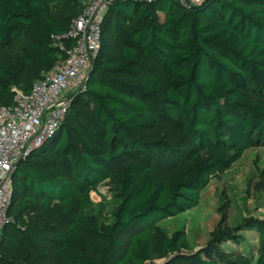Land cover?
I'll list each match as a JSON object with an SVG mask.
<instances>
[{"label": "trees", "instance_id": "trees-1", "mask_svg": "<svg viewBox=\"0 0 264 264\" xmlns=\"http://www.w3.org/2000/svg\"><path fill=\"white\" fill-rule=\"evenodd\" d=\"M55 5L69 10L65 29L51 12ZM132 7L131 40L104 57L105 30L116 15L130 20ZM79 13L78 0H0V96H12L0 106L13 105L12 88L27 94L62 60L52 38L66 34ZM159 13L164 20L156 27ZM101 33L84 90L58 131L12 176V222L1 239L15 248L42 243V257L52 253L61 264H150L159 231L164 264H215L192 255L183 234L169 237L158 225L195 209L213 174L237 163L248 146L264 145V0H203L190 8L176 0L118 1ZM10 45L19 55L4 52ZM143 60L169 73L162 95ZM136 69L148 72L146 83ZM162 121L180 126L183 138L151 140ZM40 160L52 172L41 170ZM164 168L175 172L161 177ZM104 182L117 199L107 223L88 212ZM245 224L260 235L257 264H264V225L238 227ZM228 241L240 244L220 235L219 245ZM215 257L224 255L216 250Z\"/></svg>", "mask_w": 264, "mask_h": 264}, {"label": "rangeland", "instance_id": "rangeland-1", "mask_svg": "<svg viewBox=\"0 0 264 264\" xmlns=\"http://www.w3.org/2000/svg\"><path fill=\"white\" fill-rule=\"evenodd\" d=\"M51 12L61 28L65 29L69 24L68 8L55 5L51 7ZM136 12H140V9ZM127 16L131 21L122 15L114 16L113 22L105 30L101 50L104 57L118 54L125 40H131V31L137 25L133 7ZM157 17L156 27H159L164 16L159 13ZM4 52L12 56L19 55V46L10 45L4 49ZM143 62L150 68L151 73L159 77L160 95H162L167 90L169 73L149 62L144 60ZM136 70L141 74L142 81L146 83L148 72ZM25 77L26 73L22 74L20 80H24ZM9 99L12 100V96H0V101ZM83 107L90 112L87 103L84 102ZM180 129V126L169 121H162L148 134L151 140L175 141L184 136ZM40 161L41 170L52 172L49 162ZM174 172V169L164 168L158 175L172 176ZM91 199L92 206L88 212L97 216L103 223L110 221L111 212L117 204L115 191L107 182H104L95 193L91 194ZM248 220L264 225V145L248 146L237 163L211 176L207 187L200 194L199 203L195 209L162 221L158 229L169 237L176 232L183 234L192 255L201 253V259L204 261L213 260L215 264H257L259 233L257 230H249V224H245L242 228L238 227ZM154 234L156 259L150 264H164L168 260L159 257L162 235L159 231H155ZM221 234H227L229 238L239 237L240 244L236 245L228 241L219 245ZM41 246L42 243L32 242L22 248H15L4 243L0 235V264H61L52 253L49 258L42 257ZM216 250L224 255L220 261L215 259ZM174 257V255L170 256L171 259ZM178 263L183 264L180 260Z\"/></svg>", "mask_w": 264, "mask_h": 264}, {"label": "built area", "instance_id": "built-area-1", "mask_svg": "<svg viewBox=\"0 0 264 264\" xmlns=\"http://www.w3.org/2000/svg\"><path fill=\"white\" fill-rule=\"evenodd\" d=\"M118 1L151 4L157 0H78L80 13L69 31L52 38V47L62 55L49 71L42 72L25 94L12 88V106H0V235L12 222L11 205L14 169L31 151L58 131L72 104L85 88L101 46L102 22L109 7ZM184 8L203 0H176Z\"/></svg>", "mask_w": 264, "mask_h": 264}, {"label": "water", "instance_id": "water-1", "mask_svg": "<svg viewBox=\"0 0 264 264\" xmlns=\"http://www.w3.org/2000/svg\"><path fill=\"white\" fill-rule=\"evenodd\" d=\"M87 81H88V78H87ZM87 81H86V83H87ZM14 172H15V169H14V171H13V174H14Z\"/></svg>", "mask_w": 264, "mask_h": 264}]
</instances>
